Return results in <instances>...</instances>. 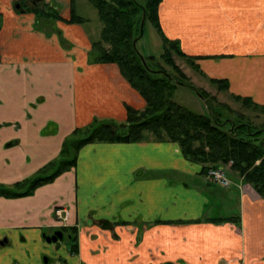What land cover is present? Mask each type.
Instances as JSON below:
<instances>
[{
	"label": "crops",
	"instance_id": "crops-1",
	"mask_svg": "<svg viewBox=\"0 0 264 264\" xmlns=\"http://www.w3.org/2000/svg\"><path fill=\"white\" fill-rule=\"evenodd\" d=\"M23 1L34 2L0 0V185L31 178L93 118L123 122L126 105H145L116 64L88 61L94 38L83 23L57 21L58 32L46 35L33 12L15 10ZM37 1L70 17L71 0ZM261 3L162 0L158 17L205 78L264 106ZM231 178L228 187H209L201 165L174 142L84 144L75 165L51 182L0 196V264H36L44 253L52 264H264V198ZM56 206L76 227L75 253L45 241L60 226ZM218 206L235 214L215 217Z\"/></svg>",
	"mask_w": 264,
	"mask_h": 264
},
{
	"label": "trees",
	"instance_id": "trees-1",
	"mask_svg": "<svg viewBox=\"0 0 264 264\" xmlns=\"http://www.w3.org/2000/svg\"><path fill=\"white\" fill-rule=\"evenodd\" d=\"M36 1V2H35ZM97 11L101 22L98 38L91 39L88 53L90 63H114L129 85L145 101L142 109L126 105V119L123 122L93 118L91 122L77 127L64 141L59 155L40 168L31 178L12 185H0V196L12 198L32 193L39 185L51 182L60 173L73 167L81 146L92 142H143L168 141L177 143L181 154L190 161L201 165L205 175L208 168L225 166L231 161L229 171L264 198V127L252 129L251 122L241 117H223L218 110L222 104L214 105L197 87L187 81L186 75L174 62L172 54L189 60L196 57L187 55L178 40L169 39L159 23L158 7L162 0H88ZM18 2L16 11H31L35 14V28L46 35L57 33L55 23L82 24L85 19L75 11V0H71L68 19L59 15V9L32 1ZM145 13L159 34L163 52L159 56L170 71L153 56H144L137 47L140 24ZM0 14V28H1ZM134 41H136L134 43ZM143 56V59H142ZM192 62V61H191ZM198 68L197 64H194ZM220 88H227L222 79H211ZM186 85L202 97L209 110L208 115L187 111L171 99L175 85ZM244 105L260 108L246 98L234 96ZM223 108V107H222ZM221 222L223 219H213ZM226 220V219H225ZM228 220V219H227ZM235 223H239L237 220Z\"/></svg>",
	"mask_w": 264,
	"mask_h": 264
},
{
	"label": "rangeland",
	"instance_id": "rangeland-1",
	"mask_svg": "<svg viewBox=\"0 0 264 264\" xmlns=\"http://www.w3.org/2000/svg\"><path fill=\"white\" fill-rule=\"evenodd\" d=\"M260 6L262 8L264 7V4L261 3ZM58 8H60V6ZM75 9L76 13L85 19V22L82 25L83 28L87 30L88 33H90L89 35L92 36L94 39L98 38L101 30V22L98 18L97 11L93 8L91 3L88 0H75ZM261 26H264V21H262ZM137 47L142 55H153V57H155L161 63V65L166 68V70H171L170 67L167 66L159 58V56L163 52L162 41L154 26L149 21H147L144 25L143 34L137 42ZM172 56L174 62L186 75L188 82L197 87L204 95H206V97H208L212 102H214V105H218L219 103L222 104L223 108L219 107L218 110L223 113V117L233 119L241 117V120L245 119L246 117L245 121L247 120L248 122H251L253 130L255 128L264 127V111H262L260 108H253V106L251 105H244L241 100H236L234 96L228 94L227 88H220L216 83H213L211 79L205 78L199 68H195L193 66L192 62H194L195 64V59L189 60L185 57H180L174 53L172 54ZM171 99L173 102L183 107L187 111L204 115L209 114V110L204 99L200 97L194 89L186 85H175L171 91ZM227 174L229 179L231 180V176L238 178V176L236 174L231 173V170L229 171V169L227 170ZM206 185L208 184L206 183ZM212 186L213 185L210 184L209 187L212 188ZM211 203L214 207L217 205L216 201H212ZM232 214H235L233 206H230V209H228L227 207L223 208L221 206H218L212 213V215L215 217H224ZM59 243H62V245L65 246H68L70 244L69 240L67 239L59 240ZM47 244L51 245V243L48 242ZM39 260L40 261H38L36 264H52V262H54L53 257L50 256L48 253H44L43 255H41ZM27 264L31 263L28 262Z\"/></svg>",
	"mask_w": 264,
	"mask_h": 264
},
{
	"label": "flooded vegetation",
	"instance_id": "flooded-vegetation-1",
	"mask_svg": "<svg viewBox=\"0 0 264 264\" xmlns=\"http://www.w3.org/2000/svg\"><path fill=\"white\" fill-rule=\"evenodd\" d=\"M25 4L28 6H31L32 1H30V3L26 1ZM48 5L53 6L54 9H56V8L58 9V7L53 5V4H48ZM56 209L61 210V212L58 214L56 212ZM53 214H54L55 219L59 222L60 226L57 229H55L51 234H49V235L45 234L44 235L45 241L53 244V243L59 242V240L66 239V238L68 240V238H70L69 239L70 244L68 245V249L71 253H75L76 247H77V233L74 229V228H76L75 226L68 227V224H67L68 214H69L68 209L65 206H56L54 208ZM107 223H109V222L107 221ZM120 224L125 225L126 223H120ZM109 226H111V224H109ZM59 234L61 235V237H59ZM52 237H57V240L52 241ZM48 239L51 241H48Z\"/></svg>",
	"mask_w": 264,
	"mask_h": 264
},
{
	"label": "built area",
	"instance_id": "built-area-1",
	"mask_svg": "<svg viewBox=\"0 0 264 264\" xmlns=\"http://www.w3.org/2000/svg\"><path fill=\"white\" fill-rule=\"evenodd\" d=\"M230 165H231V161L225 166L208 168L204 175L206 181L210 184L218 185L221 187L230 186L231 179H229L227 174V170L229 169ZM59 209H56V212L58 214L61 212V210Z\"/></svg>",
	"mask_w": 264,
	"mask_h": 264
},
{
	"label": "water",
	"instance_id": "water-1",
	"mask_svg": "<svg viewBox=\"0 0 264 264\" xmlns=\"http://www.w3.org/2000/svg\"><path fill=\"white\" fill-rule=\"evenodd\" d=\"M16 8H20V4H16L15 5ZM144 22H145V13H143L142 15V19H141V24H140V36H142L143 34V29H144ZM136 41H134L135 43ZM142 59H143V56H142ZM144 61V59H143ZM59 237H61V235L59 234ZM57 240V237H52V241H56ZM48 241H51L48 239Z\"/></svg>",
	"mask_w": 264,
	"mask_h": 264
}]
</instances>
